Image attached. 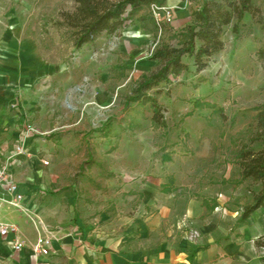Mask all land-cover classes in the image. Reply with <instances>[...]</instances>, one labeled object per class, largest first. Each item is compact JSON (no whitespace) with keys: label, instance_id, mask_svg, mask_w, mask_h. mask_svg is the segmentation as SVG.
I'll return each instance as SVG.
<instances>
[{"label":"rangeland","instance_id":"374dc122","mask_svg":"<svg viewBox=\"0 0 264 264\" xmlns=\"http://www.w3.org/2000/svg\"><path fill=\"white\" fill-rule=\"evenodd\" d=\"M250 1L257 12L244 15L238 37L230 29L224 32V51L205 70L195 73L190 67L147 92L166 124L160 129L152 125L148 104L127 102L138 82L157 68L149 58L155 44L173 35L167 25L159 33L147 7L116 35L103 33L77 50L61 18L74 12L75 0H0V78L17 87L15 101L4 109L11 117L8 151L15 155L17 145L34 137L32 143L39 140L34 146L49 162L43 168L49 183L81 200L104 184L114 201L117 187L144 180L156 167L187 164L203 170L207 163L195 158L191 134L200 145V135L222 138L237 129L232 151L247 147L254 109L264 106V63L257 57L264 48V0ZM134 19H142L149 39H129ZM238 51L246 60L230 67ZM26 124L36 133L22 135ZM184 176L189 182L207 180L201 173ZM128 193L118 197L129 199ZM124 201L128 213L133 202Z\"/></svg>","mask_w":264,"mask_h":264},{"label":"crops","instance_id":"0c3cea01","mask_svg":"<svg viewBox=\"0 0 264 264\" xmlns=\"http://www.w3.org/2000/svg\"><path fill=\"white\" fill-rule=\"evenodd\" d=\"M202 2L165 0L163 5L172 8L173 15L169 30H181L191 10ZM133 24L131 41L150 38V32L141 28L142 19H134ZM230 60L227 65L232 67L246 59L238 51L236 59ZM16 88L0 78V167L8 166L25 195L23 205L50 227L51 246L48 255H34L37 232L33 225L18 210L5 208L0 219L17 227L25 246L14 252L9 245L13 235L0 238V264H264V249L254 244L264 236V208L238 223L241 208L251 202L258 185L240 180L236 164L240 148L233 152L231 147L237 129L222 138L200 135V145L198 136L190 135L195 158L207 163L203 170L187 164L166 170L156 167L144 180L117 187L114 201L104 192L109 190L104 184L101 191L81 200L76 193L66 194L47 181L42 165L46 156L34 146L39 140L34 144V137L27 139L24 156L8 151L11 117L4 109L15 101ZM246 144L253 151L261 148L259 143ZM198 173L207 176L206 182H189L184 176ZM215 175L222 180L216 181ZM127 190L131 198L124 200L133 203L125 213L127 205L118 196ZM193 232L197 236L191 238Z\"/></svg>","mask_w":264,"mask_h":264},{"label":"trees","instance_id":"16d2710c","mask_svg":"<svg viewBox=\"0 0 264 264\" xmlns=\"http://www.w3.org/2000/svg\"><path fill=\"white\" fill-rule=\"evenodd\" d=\"M192 1V0H181ZM165 0H75L74 12L61 13L64 25L72 30V43L75 49L93 43L103 33L114 36L124 29L132 17L150 4L163 5ZM257 9L250 0H207L191 10L188 23L168 40H159L149 56L157 62V68L149 76L143 77L128 103L138 106L149 105L152 125L164 129L166 124L160 114L156 99L147 92L161 83L170 82L193 68L195 73L205 70L212 57L224 47V32L230 29L234 37L240 35V27L245 14L254 15ZM171 40H175L173 44ZM258 59L264 63V48L257 52ZM186 61H185V60ZM199 105L195 102L194 108ZM249 144L259 143L260 150L242 147L236 154V164L241 181L258 185L252 192V200L241 208L238 223L242 224L258 208H264V106L254 109ZM255 247L264 249V236L254 241ZM264 260V258H261Z\"/></svg>","mask_w":264,"mask_h":264},{"label":"built area","instance_id":"2783aa9c","mask_svg":"<svg viewBox=\"0 0 264 264\" xmlns=\"http://www.w3.org/2000/svg\"><path fill=\"white\" fill-rule=\"evenodd\" d=\"M148 9L155 27L158 29L159 33H161L162 28L172 21V8L164 5L159 6L156 4H150ZM30 133H36V131L32 126L26 124L22 135ZM26 154L27 149L24 143H20L16 146L15 155L24 156ZM48 164V160L42 161L43 166H47ZM24 200L25 195L21 192L16 182H14L9 173L8 166L4 165L0 167V214L5 208L16 209L22 213L31 222L37 232L36 241L32 246L33 254L48 255L51 246V229L38 215L34 214L23 205ZM10 234L13 235L12 239L9 241L11 249L14 252L21 251L24 248L25 243L19 236L17 227L0 219V238L6 239ZM196 236V232L191 234V238Z\"/></svg>","mask_w":264,"mask_h":264}]
</instances>
